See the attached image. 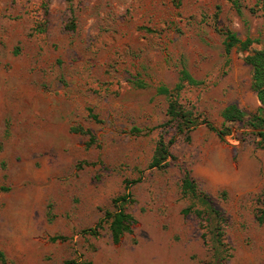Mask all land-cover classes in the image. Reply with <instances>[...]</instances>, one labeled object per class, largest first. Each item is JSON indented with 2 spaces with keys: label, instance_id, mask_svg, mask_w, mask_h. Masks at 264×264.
Segmentation results:
<instances>
[{
  "label": "rangeland",
  "instance_id": "rangeland-1",
  "mask_svg": "<svg viewBox=\"0 0 264 264\" xmlns=\"http://www.w3.org/2000/svg\"><path fill=\"white\" fill-rule=\"evenodd\" d=\"M226 30L264 48V0H0V264H264V141L221 115L260 103ZM182 69L199 82L180 101L230 130L198 124L149 167L176 135L158 88ZM186 171L224 224L182 190ZM124 181L135 221L115 243L106 212Z\"/></svg>",
  "mask_w": 264,
  "mask_h": 264
},
{
  "label": "trees",
  "instance_id": "trees-1",
  "mask_svg": "<svg viewBox=\"0 0 264 264\" xmlns=\"http://www.w3.org/2000/svg\"><path fill=\"white\" fill-rule=\"evenodd\" d=\"M253 40L249 37L241 39L238 35L231 31L226 30L224 33V48L226 52H229L233 47L237 46L240 49L247 51L244 56V61L251 67V87L255 92V95L260 103L257 110L254 113L247 114L235 104H229L222 110L223 124L226 122L232 123L235 121H245V124L252 129V133L258 138V144L263 147L264 141V48L252 49L248 51ZM198 80L192 77L187 70L182 69L179 81L172 87L167 88L160 86L158 91L166 94L169 97L166 109L167 120L165 125H171L176 128V135L171 136L168 140L159 137L153 150L149 167H166L168 165V158L172 157L170 153V146L174 144L179 136H185L186 140L190 139V132L198 125L204 123L206 127L214 131L221 139L230 130L228 127L218 128L211 121L205 117H201L199 114H195L191 109H187L185 105L178 98L180 90L187 84H198ZM247 116V118H245ZM139 178L132 180L131 182L138 181ZM124 181V192L113 198V204L115 208L112 212H106V217L109 220V232L113 242H118L125 233L132 231V225L134 223L133 215L126 209V205L133 201L131 192L129 191L130 183ZM181 187L185 193H193L198 195L204 203H206L209 214V218H215V223L224 224L226 217L221 209L214 206L209 200L207 194L197 189V183L186 171L181 180ZM189 208L184 209L187 213ZM193 211L199 217L203 216V213L194 209ZM52 215H48V219H51ZM258 221H262L260 216H257ZM84 232H90L92 235H98L95 227H89L83 230ZM216 241L219 244H223L222 230L217 229L214 232ZM64 239L63 236H55L53 239ZM70 261H65L62 264H69ZM72 263V262H71ZM80 264H92L91 261H82Z\"/></svg>",
  "mask_w": 264,
  "mask_h": 264
}]
</instances>
